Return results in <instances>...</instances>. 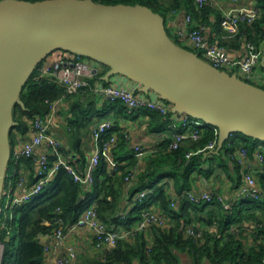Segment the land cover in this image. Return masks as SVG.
Returning a JSON list of instances; mask_svg holds the SVG:
<instances>
[{
	"label": "trees",
	"instance_id": "obj_1",
	"mask_svg": "<svg viewBox=\"0 0 264 264\" xmlns=\"http://www.w3.org/2000/svg\"><path fill=\"white\" fill-rule=\"evenodd\" d=\"M94 1L106 4L146 5L155 12L161 13L166 20L168 12L186 8L187 14H192L195 22L199 24H203L201 16L206 8L205 6L202 9L197 8L195 0ZM255 1L260 11L259 16L253 23H244V25L248 30L249 42L260 50L264 44V0ZM169 34L176 43L199 53L204 58L202 53L194 47L183 43L178 33L169 32ZM58 51L72 53L61 49ZM38 67L22 89L21 99L24 106L16 104L14 107L16 123L11 129V146L19 137H25L28 131L25 117L45 113L49 108L46 99L53 101L64 93L61 87L49 79L37 78ZM106 105L111 108L124 107L121 101L107 102ZM71 110L76 113L74 107ZM144 111L151 116V130L167 131L168 135L166 134L161 140L157 151L146 157L143 168L132 152L130 157L124 160L123 154L128 143L125 134L120 132L117 122H114L112 129L105 133L104 139H108L113 134L117 135L118 141L111 149V156L122 161L118 170L110 172L106 158L102 157L95 171L94 184L86 187L76 182L66 169L61 168L39 194L26 203L14 206L12 212L20 237L14 264H43L45 236L52 235L57 227L55 224L50 225L46 222L53 220L58 208L62 210L65 223L71 225L90 206L96 207L101 221L112 230L120 231L119 224L124 231L133 229L135 224L143 218L144 213L152 209L161 211L168 225L160 227L153 224L148 227L154 236L151 243L147 240L146 228L137 231L135 235L119 239L116 246L108 251L104 261L92 259L83 264H136V261L140 264H181V252L188 253L193 264H205L206 261H208L207 264H264V169L254 173L261 189L258 197L240 198L234 201L231 209H226L221 202L215 200L212 203L216 208L204 215L203 211L211 202L195 203L184 194L192 190L193 180L198 174L207 178L214 175L219 179L225 174L232 179L233 187L231 188H239L238 184L242 183V169L231 159L229 153L238 147H244L254 159L256 147L264 141L236 132L225 142L218 154L212 153L206 156L205 152L201 151L188 157L189 152L199 151L215 139L217 129L201 127V137L198 140H186L176 149L169 150L168 146L173 137L172 130L168 127V118L165 119L158 112L149 109ZM81 121L76 118L72 126H79ZM87 124L88 122L85 125ZM35 166L36 163L32 158L17 160L11 158L7 181L16 178L23 170L27 176L28 186L34 184L37 181L34 175ZM136 167L139 168V172L130 187V197L134 200V206L125 215H117L119 186L127 183L125 177ZM171 183L180 199L179 207L172 204L174 198L169 193ZM143 190H148L144 198L136 199L137 194ZM3 209H5L4 205ZM0 218L1 224H5V228L0 227V239L5 245L1 264H12V252L8 248L12 240L9 217L1 215ZM195 221H204L216 230L200 232L196 228ZM245 222H252L253 227L246 226ZM113 224H117L116 228H113ZM189 226L195 228L196 235L186 233ZM8 230H10L9 233ZM131 237L134 240H130Z\"/></svg>",
	"mask_w": 264,
	"mask_h": 264
},
{
	"label": "water",
	"instance_id": "obj_2",
	"mask_svg": "<svg viewBox=\"0 0 264 264\" xmlns=\"http://www.w3.org/2000/svg\"><path fill=\"white\" fill-rule=\"evenodd\" d=\"M94 59L218 129V154L233 133L264 141V87L221 70L176 43L165 17L142 4L94 0H0V211L11 159L14 107L54 51ZM264 67V57L262 58ZM206 155V154H205ZM82 200V198H80Z\"/></svg>",
	"mask_w": 264,
	"mask_h": 264
},
{
	"label": "built area",
	"instance_id": "obj_3",
	"mask_svg": "<svg viewBox=\"0 0 264 264\" xmlns=\"http://www.w3.org/2000/svg\"><path fill=\"white\" fill-rule=\"evenodd\" d=\"M213 0H195L197 8L202 9L207 3ZM258 7H243L233 8L223 12L221 16V26L230 31H236L240 24H251L259 16ZM187 29L186 34L192 41L193 47L202 53L204 59L209 61L215 67L222 69L226 67L234 71L239 77L247 80L251 78L253 68L259 64L261 59V51L249 42L248 54L244 60L231 59L226 48L222 45L209 43L203 34L204 25L195 22L192 14L186 16ZM179 36L185 35L183 31L178 32ZM225 70V69H224ZM226 71V70H225ZM107 72V67L102 63L91 59L84 58L80 55L76 57H47L38 67L37 78L49 79L57 84L64 91L63 95L48 103V111L43 114L37 113L32 117H25L28 124V131L25 137L21 136L12 146L11 158H32L36 163L37 181L28 186L27 176L23 170L19 175L6 181L4 188V197H7V203L3 204L0 211V216H6L7 210H11L14 206L30 201L34 196L39 194L43 187L53 179L57 171L61 168L66 169L74 180L86 187H91L95 182V171L102 157H105L108 163L110 172L118 170L122 161H118L111 156V149L117 144L118 138L113 134L108 139H104L105 133L112 129L114 121L104 119L99 121L93 128V151L88 159V162L82 171H79L74 166V161L68 153H66L62 141L55 135L54 128L60 122V115L65 106V98L81 92L92 91L100 98V101L117 102L121 101L129 112L140 109H149L158 112L165 119L168 118V127L172 130L173 140L168 146V149H176L186 140H198L201 137V127H216L206 124L201 120L195 119L186 113H178L172 110V103L161 97V95L150 89L147 92L141 90V84L132 80L124 74L116 73L109 76L108 80L104 79ZM62 119V118H61ZM217 137L210 141L205 148L189 152L188 157L198 152H205L206 156L212 154L218 143V129L216 130ZM160 144V143H159ZM159 144L145 145L136 144L133 147V154L138 160L157 151ZM242 169V183L235 193V199L231 202L224 200L222 195L215 196L211 192L195 190L186 191L184 194L192 202H213L218 200L226 209H231L234 201L246 197H258L261 192L257 179L255 177V167L253 166V158L250 157L248 150L244 147H238L233 152L229 153ZM130 155L124 157V160ZM254 159L260 163H264V143H260L256 147ZM139 168H134L126 177L125 180L129 185L137 178ZM148 190H143L137 194L136 199L144 198ZM178 198V197H177ZM177 198L172 204L176 205ZM13 212L9 219H13ZM0 227L5 228V224ZM47 224H55L52 235H46L45 238L55 239L57 243H62L66 237L67 231H72L80 227L90 228L94 233L95 245L97 248L107 247L113 249L119 239L135 235L137 231L148 228L155 224L160 227H166L167 221L165 215L157 209H152L144 213L143 218L138 221L133 229L129 231H117L110 229L106 223L99 218L95 206H90L85 209L78 219L71 225H67L62 216L61 208L53 217V220L46 222ZM10 230H8V233ZM188 235H196L195 228L187 227ZM3 241L0 239V250H2ZM50 245L45 244V252H49ZM54 264H66L64 258L57 259Z\"/></svg>",
	"mask_w": 264,
	"mask_h": 264
},
{
	"label": "crops",
	"instance_id": "obj_4",
	"mask_svg": "<svg viewBox=\"0 0 264 264\" xmlns=\"http://www.w3.org/2000/svg\"><path fill=\"white\" fill-rule=\"evenodd\" d=\"M166 1V0H162ZM255 0H213L205 5V9L202 13V22L204 25V37L212 44L222 45L226 48L231 59L233 60H244L248 54V30L246 25L240 24L236 31H230L220 25L221 16L224 11L233 8L243 7H256ZM187 10L182 8L178 11H171L167 14V28L172 33H178L183 31L184 36L180 37L181 41L191 47H193L192 41L186 34L187 23H186ZM261 59L258 65L253 68L250 79L255 80V84H264V67L262 65V58L264 57V44L260 49ZM65 106L59 116L60 122L54 128L55 135L62 141L63 147L74 161V166L77 170L82 171L86 166L88 159L93 151V128L95 125L104 119H111L117 122L120 132L125 134L128 146L125 149L124 156L133 153V147L136 144L153 145L159 144L161 140L166 136V132H158L151 130L150 121L151 116L144 109L129 112L124 107L111 108L106 105L107 102L103 103L100 98L95 95L92 91L81 92L75 95L66 97ZM76 109V113L72 112V108ZM85 112H90L91 119L84 128L77 131L76 126H72L73 120L76 118L82 120ZM103 115V117L101 115ZM62 118V119H61ZM87 123V122H86ZM81 123L79 122V125ZM168 135V134H167ZM18 142V139H17ZM126 154V155H125ZM147 156L138 160L140 166L145 165L144 161ZM234 167L233 165H231ZM253 166L255 171L259 172L260 169H264V163H260L256 159H253ZM25 173V171H24ZM26 174V173H25ZM35 177L36 166H35ZM242 179V178H241ZM240 186V184H238ZM169 187V193L173 198H177V192L175 191L173 184ZM131 185L125 184L119 186V210L117 215H125L127 212L132 210L134 206V200L130 197ZM232 179L227 177L225 174L219 179L211 176L210 178L205 177L202 174L195 176L193 180L192 190L197 192L206 191L211 192L215 196L222 195L224 200L231 202L235 199V193L237 189H232ZM178 202L175 207H179L180 199L177 198ZM214 203H209L202 214L207 215L209 210L215 209ZM193 212V211H191ZM196 228L200 232L214 231L215 227L208 225L204 221H195ZM246 226L252 228V222H245ZM117 224H113V228H116ZM168 225V224H167ZM120 231H124L121 224L118 225ZM195 226V225H194ZM190 227V226H189ZM147 240L149 243L153 242V233L151 229L147 228L145 231ZM48 245H50L49 252H45L43 264H54L57 259L64 258L66 264H83L88 260H100L104 261L108 255L107 247L97 248L95 245L94 233L90 228L80 227L72 231H67L66 237L62 243H57L55 239L45 238ZM130 240H134L131 237ZM181 264H193L191 257L188 253H180ZM206 261L205 264H207ZM136 264H140L138 261Z\"/></svg>",
	"mask_w": 264,
	"mask_h": 264
},
{
	"label": "rangeland",
	"instance_id": "obj_5",
	"mask_svg": "<svg viewBox=\"0 0 264 264\" xmlns=\"http://www.w3.org/2000/svg\"><path fill=\"white\" fill-rule=\"evenodd\" d=\"M167 24V23H166ZM169 30V32L170 33H172L171 31H170V29H168ZM173 34V33H172ZM54 56H56V57H59V58H63V57H66V58H69V57H76L77 55H75V54H73V53H69V52H62V51H58V50H56L54 53H52L49 57H54ZM84 58H86V57H84ZM222 69L224 70H226V71H228V72H230V73H235L234 71H231L230 69H228V68H226V67H222ZM249 82H252V83H254L255 84V80L254 79H247ZM258 85H260V86H264V84H258ZM84 117H83V119H82V121H81V124L79 125V126H77V127H75V128H77L76 130L77 131H79V130H81L82 128H84V126H85V124H86V122H89V120L91 119V116H90V112H85L84 111ZM102 117H103V115H102ZM80 127H81V129H80ZM6 203H7V197H5L4 199H3V205L5 206L6 205ZM11 213H12V210L10 209V208H8L7 210H6V215H8V217L11 215ZM9 219V218H8ZM14 219V218H13ZM9 221H10V224H9V226H10V228H11V230H12V235H11V237H12V240H11V242L9 243V245H8V248L11 250V252H12V264H14L15 262H16V251H17V248H18V245H19V240H20V237H19V234H18V231H17V224H16V219H14V220H10L9 219ZM4 244H3V246H2V250H0V264H1V261H2V256H3V250H4Z\"/></svg>",
	"mask_w": 264,
	"mask_h": 264
}]
</instances>
